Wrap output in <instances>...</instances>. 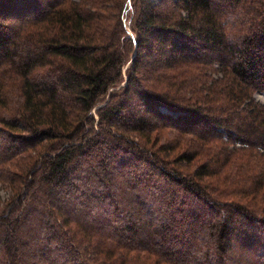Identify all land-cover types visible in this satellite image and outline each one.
<instances>
[{"label":"trees","instance_id":"16d2710c","mask_svg":"<svg viewBox=\"0 0 264 264\" xmlns=\"http://www.w3.org/2000/svg\"><path fill=\"white\" fill-rule=\"evenodd\" d=\"M255 92L264 0H0V264L264 257Z\"/></svg>","mask_w":264,"mask_h":264},{"label":"rangeland","instance_id":"374dc122","mask_svg":"<svg viewBox=\"0 0 264 264\" xmlns=\"http://www.w3.org/2000/svg\"><path fill=\"white\" fill-rule=\"evenodd\" d=\"M126 14L128 16V13H124V16H126ZM130 14H131V12H130ZM126 23H128L127 19H126ZM127 29L129 30V27H127ZM129 32L131 33L130 30H129ZM254 97L259 101H264V93H262V92H255ZM162 109L166 110L164 106H162ZM6 192H7V190L1 189L2 198H4L6 196V194H7ZM236 221H240V222H237L238 227L244 228L243 230L251 231L252 233L256 234L254 236H257L258 241L261 242L262 240H264V230L261 228V226L255 225L256 223H253V224L250 223L251 225H249V224H246L244 221L238 220L237 218H236ZM236 232H237V230H236ZM245 239L246 240H243V241L232 240L233 250L231 253L234 254L236 252L235 258H233V259L238 260L240 258H243L244 260H246V263H245V261L244 262L237 261L236 264H251V262H253V261H255V263L262 262L261 264H264V257L260 256L258 254L260 248H263V247L260 246L259 242L254 243L253 245L246 246L244 244L247 243L250 238H245Z\"/></svg>","mask_w":264,"mask_h":264}]
</instances>
